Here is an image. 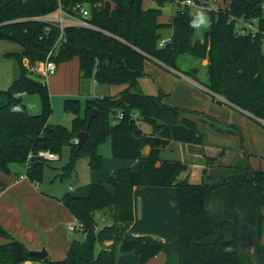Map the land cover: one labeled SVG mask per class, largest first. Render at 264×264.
Listing matches in <instances>:
<instances>
[{
  "label": "trees",
  "instance_id": "trees-1",
  "mask_svg": "<svg viewBox=\"0 0 264 264\" xmlns=\"http://www.w3.org/2000/svg\"><path fill=\"white\" fill-rule=\"evenodd\" d=\"M154 1L164 6L163 0ZM60 3L68 12L71 5L87 4L89 21L96 30L65 27L61 31L28 20L54 12L56 0H0V41L9 40L22 48L21 53L6 56L14 62L16 71L11 86L0 91V172L9 175L12 166H24L26 178L40 184L45 170L52 166L38 158V152L56 154L60 161L65 149L69 157L58 169L59 179L70 178L81 158L87 160L91 172H99L103 160L99 149L108 141L113 159L137 161L139 169H119L107 184L92 183L84 198L66 194L60 202L82 224L79 232L84 238L71 242L63 261L46 259L43 263L116 264L118 256L134 254L144 264L164 253V264H264V172L247 164L232 168L227 178L214 177L208 169L215 160L206 157L201 182L192 184L184 162L161 158L170 142L203 145L206 130L242 138L240 131L202 112L167 106L162 102V91L147 95L140 87L147 60L168 72L181 73L178 58L189 55L207 61L208 83L203 86L216 104L223 105L222 99L264 121V0H224L225 10L209 17V29L202 40L195 38L193 17L177 12L168 24H161V11L143 8L142 0ZM231 17L256 24L258 32L239 34ZM164 30H170L171 37L160 47ZM56 43L53 59L57 66L78 59L82 93L85 81L93 80L100 87H121L114 96L88 98L83 104L78 99L65 100L63 110L72 117L69 128L49 123L53 109L47 84L30 75L35 65L45 62ZM185 75L201 84L195 70ZM33 95L40 101L38 115H30L23 102ZM94 110L96 116L86 130ZM117 114L122 118L115 121ZM139 123L148 125L151 134L143 133ZM85 131L86 140L79 148L74 141ZM146 147L149 153L144 157ZM223 186L229 191L230 220L213 223L205 204L208 196ZM4 187L0 184V193ZM134 187L174 188L178 236L173 242L134 237L120 229V223L133 220ZM102 211L108 212L111 223L98 229L95 213ZM0 237L7 241L0 246V264L40 261L1 226Z\"/></svg>",
  "mask_w": 264,
  "mask_h": 264
},
{
  "label": "crops",
  "instance_id": "crops-1",
  "mask_svg": "<svg viewBox=\"0 0 264 264\" xmlns=\"http://www.w3.org/2000/svg\"><path fill=\"white\" fill-rule=\"evenodd\" d=\"M174 12L175 9L173 8V15ZM163 34H169V37H162ZM161 35V39L168 42L171 37V31L164 30L161 32ZM9 54L13 53H5L3 54V58L0 57V91L7 90L11 86L15 77V64L11 59L6 57ZM24 63L26 64V62ZM144 73L145 77L140 79V87L143 92L147 95H156L158 90L162 91L165 94L162 102L167 106L202 112L199 111L201 109H197V107L199 106L202 108V106L207 103V97L215 103L212 96L204 88L203 84H198L196 81L181 73L168 72L152 60H147L144 63ZM171 76H174L177 81L174 82ZM91 83L93 87L97 86L93 80ZM79 84L78 73L77 95L79 97H83L84 101L85 99L91 97L98 98L90 94L85 87L83 88L82 93V88L80 89ZM119 91L120 90L117 89L114 95H116ZM172 99L176 100L173 101ZM224 105L226 107L228 106L231 111L238 112L243 116L254 119L248 114L227 105V103L219 106L224 107ZM33 112V115L40 114L41 106H37ZM52 119L53 118L51 117L49 121L50 124L60 125L52 123ZM217 121L220 122L219 120ZM230 122L231 121H227L226 124L220 123L223 125H230ZM261 122L264 121L261 120ZM139 125L143 133L146 135L151 134V129L148 125L144 123H139ZM205 134L206 137L203 145H188L170 142L168 147L161 152V158L165 160H179L184 162L189 167V182L192 174L190 164H192L191 162L193 161V158L200 157V155L197 154L199 152L198 147L203 146L204 148H207L208 146H212L217 148L219 157H222L225 154L224 150L221 145L215 144L214 142H221L225 139L232 140L237 137L216 134L210 130H206ZM250 141L254 143L252 145H247V140L245 142V139L243 138V147L245 146V148L242 152L243 154H245V152L247 153V163L251 168L264 172V133L259 132L256 134V141H253L252 137L250 138ZM220 151L223 152L219 153ZM148 153L149 149L146 147L143 150L142 155L145 157ZM206 157L213 158L207 156L204 151L203 161ZM241 157L243 159H238L236 163L237 167H244L245 165L243 161L244 157ZM191 159L192 161L190 162ZM105 161V170L103 173L98 174V172L90 171L88 178H85L84 180L79 179L78 171L76 170L70 178L61 180L58 178V168L56 169L54 176L48 179V184L44 187H42V183L35 184L24 177V166H12V173L9 175L0 172V184L5 186L0 193V226L11 237L21 242L29 251L40 252L44 249L47 254V259L51 262L63 261L70 248L71 242L73 240L81 241L84 237L79 231H73L70 229V226L77 221L62 205L60 200L66 194H70L71 196L78 198L86 197L89 192V186L92 183L107 184L111 175L119 169L128 168L132 172H137L139 169V163L137 161L113 159L111 157V150L109 156L107 154ZM216 162L217 161L215 160L214 164L208 169L209 175H211V169L212 167H215ZM50 164L52 166L50 169H55L54 165L56 162ZM205 167L206 161L205 165L203 164L201 166V173ZM211 176L217 177V175L213 174ZM183 178L184 175L180 177V179ZM57 181H59L60 184L64 181H69L72 184L74 183L75 186L69 185L68 189L64 191L55 187ZM193 183H195V181L192 182V184ZM107 189L110 192L113 191L109 186H107ZM217 198L218 196L214 197L212 194H210L207 198L205 210L210 219L212 213L211 205L216 202ZM132 207L133 220L130 223H120L119 227L122 231L134 237L147 236L163 243H171L177 238L178 212L175 206L174 188L134 187L132 191ZM95 221L98 229L101 228L100 224H103V226L108 225L106 224L108 217L105 214L99 216L95 213ZM6 244L7 241L0 237V246H4ZM165 261V254L160 253L144 264H164ZM22 264L44 263L43 261H27ZM116 264L140 263L138 257L134 254H123L118 256Z\"/></svg>",
  "mask_w": 264,
  "mask_h": 264
},
{
  "label": "rangeland",
  "instance_id": "rangeland-1",
  "mask_svg": "<svg viewBox=\"0 0 264 264\" xmlns=\"http://www.w3.org/2000/svg\"><path fill=\"white\" fill-rule=\"evenodd\" d=\"M219 5L222 7L225 6L224 0H216ZM143 8L147 9H157L161 11V16L159 17V22L161 24H168L173 16V6L170 4H165L164 6L158 5L154 0H142ZM194 22L196 24V31H195V38L198 40H202L204 35L207 33L210 25V21L208 17H203V22H201V16L195 17ZM162 37H169V34H163ZM162 40V39H161ZM22 48L20 45L9 41V40H1L0 41V57L3 58V54L5 53H21ZM0 58V59H1ZM177 66L181 73L185 75V73H190L192 71H196V76L199 82L203 85L208 83V73H207V61L205 60H198L189 55H182L178 58ZM41 67L40 64L35 65L30 70V75L34 79H39L40 81H45L47 84L48 92L51 98V105L53 109L52 115V123L60 124L66 126L67 128L71 125V117L66 114L63 110V103L67 99H78L80 103H84V98L79 97L78 94V87H77V76H78V59L76 57L65 61L60 62L57 66V72L55 75L44 77L41 75L39 68ZM172 80L175 82L177 81L174 76H171ZM82 87L88 92L98 98H102L104 96H112L116 93V90H121V87H106V86H96L93 87L91 81H85ZM202 93V92H201ZM203 94V93H202ZM177 96V95H176ZM93 98V97H91ZM178 98V97H177ZM175 101L176 99H172ZM207 103H205L202 108L199 106L197 109H201L207 116H210L216 120H219L221 123L226 124L227 121H231L230 125H234L240 133L241 137H236L232 140H222L221 142L215 141V144L221 145L222 149L224 150L225 154L222 157H219L217 148L212 146H208L204 148L203 146L198 147V155L200 157H195L190 160L192 164L190 167L192 169V174L190 178V182H194L193 184H199L201 181L202 173H201V166L205 165V160L203 161L204 151L206 152L207 156L213 157L217 162L215 163V167L211 169L210 174L217 175V177L221 176L222 178H227L231 174L232 168L236 166V163L239 158L244 157V167L247 166V159L246 155L243 154V138L245 142L247 140V145H252L254 142L250 141L252 137L253 141H256V134L259 132L264 133V122L257 121L255 119H250L246 116L241 115L238 112L231 111L229 107L219 106L216 103H213L207 97ZM223 103H226L224 100L220 99ZM171 101V99H170ZM25 105L28 108V111L31 115H33V111L39 104V98L36 95L33 96H26ZM213 114V115H212ZM145 126V125H144ZM250 126V127H249ZM148 128V127H147ZM244 135V136H243ZM252 135V136H251ZM228 140V141H226ZM244 142V145H245ZM253 147V146H251ZM205 149V150H204ZM100 154L103 157L102 160V168L98 172L101 174L104 172L105 167V159L107 154L109 156L110 153V143L109 141L104 143L100 146ZM223 151H220L221 153ZM246 153V152H245ZM247 154V153H246ZM69 153L68 150L65 149L61 156L60 161H57L54 165L55 169H46L44 172V179L41 182L42 187L46 186L48 183V179L54 176L56 169L62 167L68 162ZM243 159V158H242ZM237 167V166H236ZM240 167V168H244ZM76 171H78L79 179L84 180L88 178L90 174V170L88 168L87 160L85 158L78 159L76 162ZM69 185H74L69 181H64L60 184L59 181L56 182L55 187L58 189H62L66 191ZM75 186V185H74ZM212 196H218L216 202L212 203L211 209V221L213 223H220L224 221L230 220V207H229V191L226 186L220 187L218 190L211 193ZM99 216L105 214L108 217V221L106 224H110L111 221L109 219V214L107 211L98 212L96 213ZM103 227V224H100ZM261 243L264 244V232H262Z\"/></svg>",
  "mask_w": 264,
  "mask_h": 264
},
{
  "label": "built area",
  "instance_id": "built-area-1",
  "mask_svg": "<svg viewBox=\"0 0 264 264\" xmlns=\"http://www.w3.org/2000/svg\"><path fill=\"white\" fill-rule=\"evenodd\" d=\"M58 7L54 12H51L45 16L32 17L28 20L42 22L47 25H53L58 27L61 31L65 27H78L90 30H96V28L90 23V11L87 4L77 3L70 6V11H65L63 6L60 3V0H56ZM164 5L170 4L174 7L175 13L183 12L187 13L189 16L195 17H210L212 14H217L225 10L224 7L219 5L216 0H163ZM100 4H94V7H99ZM264 8V5H262ZM230 20L234 21L236 31L241 34H252L255 35L258 32V27L255 24H252L242 18L234 19L233 17ZM264 34V32H262ZM167 43L166 40H160L158 45L163 47ZM56 45L49 51L47 54L46 60L44 63L40 64L39 68L42 76L47 77L55 75L57 72V65L54 62V57L56 56ZM33 70V69H32ZM122 118L121 114L115 116V121H118ZM74 144H78V139L74 141ZM37 157L47 161L49 163H54L59 160L58 155L50 153L48 151L38 152ZM30 158V156H29ZM26 177V176H24ZM70 229L73 231H81L82 224L79 222L74 223L70 226Z\"/></svg>",
  "mask_w": 264,
  "mask_h": 264
},
{
  "label": "water",
  "instance_id": "water-1",
  "mask_svg": "<svg viewBox=\"0 0 264 264\" xmlns=\"http://www.w3.org/2000/svg\"><path fill=\"white\" fill-rule=\"evenodd\" d=\"M96 111L94 110L91 115L89 116L88 118V123H87V127H86V130L89 129L90 127V124H91V121L93 120V118L96 116ZM86 137H87V133L86 131L85 132H82L80 133L78 136H77V139H78V146L79 148L82 147V145L84 144L85 140H86ZM249 242L251 244V240L249 239ZM253 251V250H251ZM28 254L29 255H32V256H35L36 258H38L40 261H45L47 259V254L45 252V250H41L40 252H33V251H28Z\"/></svg>",
  "mask_w": 264,
  "mask_h": 264
},
{
  "label": "clouds",
  "instance_id": "clouds-1",
  "mask_svg": "<svg viewBox=\"0 0 264 264\" xmlns=\"http://www.w3.org/2000/svg\"><path fill=\"white\" fill-rule=\"evenodd\" d=\"M201 22H203V17H201Z\"/></svg>",
  "mask_w": 264,
  "mask_h": 264
}]
</instances>
